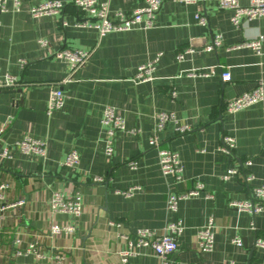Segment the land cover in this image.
<instances>
[{"label":"crops","instance_id":"0c3cea01","mask_svg":"<svg viewBox=\"0 0 264 264\" xmlns=\"http://www.w3.org/2000/svg\"><path fill=\"white\" fill-rule=\"evenodd\" d=\"M48 1L66 5L59 14L33 18L30 8ZM100 1L109 2L111 12L127 15L145 5V0ZM20 2L15 11L8 0V12L0 16V78L10 75L19 82L0 90V182L11 184L0 203L6 206L0 212V264H57L56 257L61 264H121V255L129 250L135 251L131 264H159L151 248L136 246L135 233L150 229L161 234L176 217L184 225L173 257L179 264H264V249L255 247L253 239H264V212L253 216L230 207L231 202L253 200L255 189L264 184V109L258 104L236 114L225 110L230 100L264 81V18L235 27L232 11L218 9L216 0H163L151 28L140 24L100 38L96 30L77 26L91 17L70 0ZM216 36L222 46L204 51ZM258 36H263L260 54L230 49ZM42 40L46 45H40ZM63 49L93 52L73 73L67 61L54 57ZM159 54L153 79L135 82L139 66ZM227 70L232 80L223 82L221 72ZM58 87L65 105L49 115L50 93ZM107 107L127 126L115 134L111 156L105 153L110 137L102 122ZM160 113H173L191 130L180 134L173 122L156 130ZM226 135L236 140L232 154L221 150ZM26 136L46 143L45 157L18 150L3 156L5 148ZM154 136L157 147L149 143ZM73 150L80 163L69 167L64 162ZM159 150L179 153L181 182L161 172ZM130 162H136V169ZM230 168L239 176L224 181ZM250 175L253 179L247 181ZM196 182L203 191L181 201L177 215L170 214L168 195L190 191ZM128 189H134L131 195L120 193ZM55 191L82 197L79 218L50 211ZM210 217L216 225L215 245L201 253L194 238ZM53 225L75 230L50 237ZM236 237L241 245L233 242ZM31 244L41 257L17 254Z\"/></svg>","mask_w":264,"mask_h":264},{"label":"built area","instance_id":"2783aa9c","mask_svg":"<svg viewBox=\"0 0 264 264\" xmlns=\"http://www.w3.org/2000/svg\"><path fill=\"white\" fill-rule=\"evenodd\" d=\"M181 1L188 3L192 0ZM242 1L244 0H216V5L218 9L232 11L233 15L231 17V22L235 27H240L244 21L264 18V0H245L247 2L246 5H243ZM162 2L163 0H145V5L142 8H139L132 12V14L127 15L122 12H111L109 2L100 0H70L71 5H73L80 12L88 14L91 17V20H82L78 22L77 26L96 30L100 38L112 32L129 31L140 24L144 25L146 29L151 28L157 13L161 9ZM13 3L14 10L19 11L21 7L20 0H13ZM65 5L66 4L61 1H48L31 7L30 14L33 18L56 15L64 10ZM6 12H8V0H0V16ZM196 19L200 25H206V20L202 16L198 15L196 16ZM262 42L263 36H258L252 40L244 41L238 46H234L230 49L247 48L251 49L256 54H260L262 50ZM39 43L42 46L46 45V42L43 40L39 41ZM220 46H222V38L221 36H216L211 43L203 46V50L211 52ZM192 51L193 49L190 48L187 52L179 54L177 56L178 60H183L185 54ZM92 52L93 51L63 49L58 51L54 57L67 61L71 65L73 73H75L86 64V62L90 59ZM160 56L161 54H159L151 62L139 66L134 81L137 83L151 81ZM199 76L206 75L199 74ZM221 80L223 82H230L232 80L231 73L228 70L222 71ZM17 86H19V82L14 76L8 75L4 79L0 78V90L12 89ZM174 95L175 93H173V96ZM258 104L262 105L264 109V81L260 82L254 90L230 100L226 104L225 110L229 114H236L237 112ZM64 105L65 95L62 89L59 87L53 89L50 93L47 113L51 115L55 111L63 109ZM102 122L107 127V133L110 137V140H108L106 144L105 153L108 156H111L114 151L112 140L115 134L119 131L127 130V126L125 120L120 117L112 107L105 108ZM170 122L176 124V130L180 134H184L191 130V128L187 125H180L173 113L158 114L156 117V130H162ZM129 132L131 134H137V131L134 129L129 130ZM149 143L153 147H157L159 144L155 136L149 140ZM235 149V138L229 135L224 136L222 139L221 150L226 154H232ZM12 150H18L25 155L45 157L46 143L33 137L26 136L16 142L12 147L5 148L3 156L10 157ZM158 158L161 172L164 175H171L177 182H181L183 168L179 153L172 150H159ZM64 163L69 167L77 166L80 163V156L78 152L73 150L68 153ZM129 165L132 169H136V162H130ZM246 165L250 166L251 162H246ZM238 176L239 171L237 169L230 168L222 176V179L227 181ZM252 179V175L246 177L247 181ZM96 181L102 180L98 179ZM10 187L11 184L9 182H0V203L6 200L7 192ZM203 189V184L201 182H196L195 187L190 191L181 194L171 192L166 200L168 212L172 215H177L180 202L187 200L190 197L199 195ZM133 191L134 189H128L120 193L125 196H129ZM22 204L23 202H18V205ZM230 207L248 212L253 216L263 213L264 184L255 189L253 200L249 202H231ZM5 209V205H0V212ZM49 209L52 213L66 214L74 218H79L82 214V197L80 195H75L74 197L68 198L63 192L55 191L50 198ZM215 229V220L213 217H210L205 226L197 230L194 239L201 253H209L213 250L215 245ZM74 230L75 229L72 226L61 227L53 225L50 228V237L58 235L61 232L73 234ZM183 231V222L181 219L176 217L166 224L161 234L150 229L138 230L135 233L136 246L151 248L154 255L158 258L159 264H179L173 257L178 250V238ZM122 238L127 239L126 236H122ZM233 242L237 245H241L242 239L240 237H236ZM255 245L257 248L264 249V239H257ZM23 253H36V246L31 244L26 251L17 252L18 255ZM134 254L135 251L129 250L124 252L121 255V264H131L129 257ZM37 255L41 257V254ZM55 261L57 264H61V259L59 257H56Z\"/></svg>","mask_w":264,"mask_h":264},{"label":"water","instance_id":"95a60500","mask_svg":"<svg viewBox=\"0 0 264 264\" xmlns=\"http://www.w3.org/2000/svg\"><path fill=\"white\" fill-rule=\"evenodd\" d=\"M18 92L19 93H23V90L21 89V90H18ZM254 239V245L256 244V240H257V238L255 237V238H253ZM255 247H256V245H255Z\"/></svg>","mask_w":264,"mask_h":264}]
</instances>
